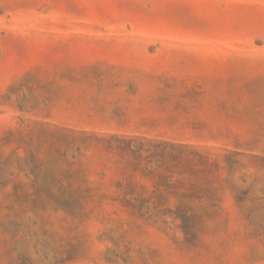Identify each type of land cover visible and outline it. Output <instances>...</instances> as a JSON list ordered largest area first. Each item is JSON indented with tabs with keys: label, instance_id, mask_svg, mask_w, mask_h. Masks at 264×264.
<instances>
[{
	"label": "rangeland",
	"instance_id": "1",
	"mask_svg": "<svg viewBox=\"0 0 264 264\" xmlns=\"http://www.w3.org/2000/svg\"><path fill=\"white\" fill-rule=\"evenodd\" d=\"M83 132L197 146L216 165L187 173L186 195L220 210L188 234L66 212L48 189L119 173ZM51 256L264 264V0H0V264Z\"/></svg>",
	"mask_w": 264,
	"mask_h": 264
},
{
	"label": "trees",
	"instance_id": "2",
	"mask_svg": "<svg viewBox=\"0 0 264 264\" xmlns=\"http://www.w3.org/2000/svg\"><path fill=\"white\" fill-rule=\"evenodd\" d=\"M82 149L97 146L118 158V177L108 189L100 185H59L48 189L58 207L72 214L98 212L124 214L139 219L161 217L179 221L185 234L196 230V214L219 211L215 202L195 201L186 195L191 186L187 173L197 166L216 165L197 146L171 139H157L121 134L83 132ZM180 188L182 192L180 193ZM190 188V187H189ZM181 198L174 199L175 195ZM109 206L110 209H104ZM46 264H62L69 257L51 256ZM108 261V259H107Z\"/></svg>",
	"mask_w": 264,
	"mask_h": 264
},
{
	"label": "crops",
	"instance_id": "3",
	"mask_svg": "<svg viewBox=\"0 0 264 264\" xmlns=\"http://www.w3.org/2000/svg\"><path fill=\"white\" fill-rule=\"evenodd\" d=\"M115 108H116V109L119 108V110L121 111V114H122V115H124V114L126 113V111H125L126 108H125V106H124L123 104L116 105ZM74 114L77 115V114H80V113L76 112V113H74Z\"/></svg>",
	"mask_w": 264,
	"mask_h": 264
}]
</instances>
